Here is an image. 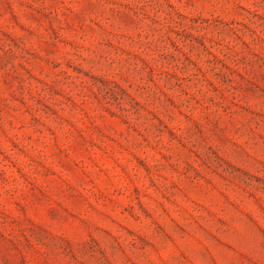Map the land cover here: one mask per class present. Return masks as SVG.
<instances>
[{"label": "rangeland", "instance_id": "1", "mask_svg": "<svg viewBox=\"0 0 264 264\" xmlns=\"http://www.w3.org/2000/svg\"><path fill=\"white\" fill-rule=\"evenodd\" d=\"M0 264H264V0H0Z\"/></svg>", "mask_w": 264, "mask_h": 264}]
</instances>
